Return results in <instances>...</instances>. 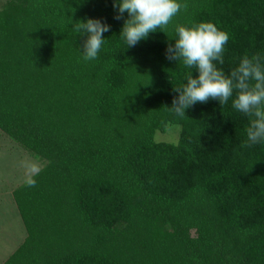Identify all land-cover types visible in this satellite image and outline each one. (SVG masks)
Wrapping results in <instances>:
<instances>
[{"label":"trees","instance_id":"obj_1","mask_svg":"<svg viewBox=\"0 0 264 264\" xmlns=\"http://www.w3.org/2000/svg\"><path fill=\"white\" fill-rule=\"evenodd\" d=\"M180 2L128 48L113 0L1 3L0 131L44 161L13 189L27 235L2 264H264V143L242 146L235 93L172 112L198 72L166 58L176 26L200 22L229 34L226 75L264 57V0ZM87 18L110 26L91 61L73 30ZM169 123L179 141L156 140Z\"/></svg>","mask_w":264,"mask_h":264},{"label":"clouds","instance_id":"obj_2","mask_svg":"<svg viewBox=\"0 0 264 264\" xmlns=\"http://www.w3.org/2000/svg\"><path fill=\"white\" fill-rule=\"evenodd\" d=\"M117 10L115 19L128 18L124 21L120 37L128 47L136 46L150 33L164 29L173 18L188 5L180 0H113ZM72 23V21H71ZM73 30L87 34L83 43L82 56L85 61L98 58V53L105 42L103 34L110 30L107 23L100 19L87 18L73 24ZM175 44H169L166 58L180 61L188 69H195L198 75L194 78L192 71L186 73V83L174 88L179 93L172 101L170 110L177 116H185V110L209 99L218 100L223 106L233 97L232 107L250 118L246 128L247 139L243 147L264 143V57L259 54L241 58L239 65L225 74L223 65L224 47L229 41V34L220 30L213 22H200L192 26L177 25ZM25 168L24 184L35 187L41 166L33 161H22Z\"/></svg>","mask_w":264,"mask_h":264},{"label":"rangeland","instance_id":"obj_3","mask_svg":"<svg viewBox=\"0 0 264 264\" xmlns=\"http://www.w3.org/2000/svg\"><path fill=\"white\" fill-rule=\"evenodd\" d=\"M5 0H0V5ZM181 124L169 123L166 129H157L158 141L178 142ZM30 160L41 167L38 159L9 135L0 131V264L18 247L27 235V230L13 197V189L24 182L25 168L22 161Z\"/></svg>","mask_w":264,"mask_h":264}]
</instances>
